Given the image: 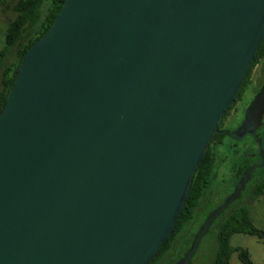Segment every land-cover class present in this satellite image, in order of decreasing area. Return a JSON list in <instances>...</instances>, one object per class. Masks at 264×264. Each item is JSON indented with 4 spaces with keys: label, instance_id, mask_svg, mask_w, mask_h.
<instances>
[{
    "label": "water",
    "instance_id": "water-1",
    "mask_svg": "<svg viewBox=\"0 0 264 264\" xmlns=\"http://www.w3.org/2000/svg\"><path fill=\"white\" fill-rule=\"evenodd\" d=\"M263 35L264 0H63L0 110V264H148ZM247 111L261 161L175 264L264 165Z\"/></svg>",
    "mask_w": 264,
    "mask_h": 264
},
{
    "label": "rangeland",
    "instance_id": "rangeland-1",
    "mask_svg": "<svg viewBox=\"0 0 264 264\" xmlns=\"http://www.w3.org/2000/svg\"><path fill=\"white\" fill-rule=\"evenodd\" d=\"M14 1L0 0V50L5 44L4 39L7 25L15 15V12L12 10ZM2 68L3 64L0 62V75ZM245 76L246 81L238 89L217 124L219 129L232 130L236 122L243 116L246 104L253 90L264 78V57L258 55L257 65L254 64ZM255 134L260 138L261 146L264 147V116L262 117V125ZM208 147L213 153L214 165L211 170L212 177L208 184L206 196L200 201L191 218L181 224L174 234L172 233L166 245L148 264H175L189 249L193 238L199 230L198 228H200L199 225L205 220L208 215L207 213L211 209L216 208L233 191L235 184L240 178L238 174L241 169L245 167L243 169L244 171L247 167L257 165L261 161L257 145L249 135L242 136L239 139H234L230 135L219 136L210 142ZM263 180L264 165L254 167L240 191V198L238 200L235 199L236 201L229 207L231 208L236 205L245 206L250 225L259 230H264V196H261V193L264 192V187L261 188V192L257 195H254L253 190ZM257 197L258 199L256 201L253 200ZM217 220L218 218L215 219V222H211L206 233L200 238L189 264H210L216 246ZM229 246L231 248H237V233L230 236ZM235 255L237 257L235 251L230 253L229 257H231L232 262H237Z\"/></svg>",
    "mask_w": 264,
    "mask_h": 264
},
{
    "label": "trees",
    "instance_id": "trees-1",
    "mask_svg": "<svg viewBox=\"0 0 264 264\" xmlns=\"http://www.w3.org/2000/svg\"><path fill=\"white\" fill-rule=\"evenodd\" d=\"M62 2L63 0L14 1L12 10L15 12V15L7 25L4 39L5 44L0 50V62L3 64L0 75V110L4 105L6 93L17 72L18 63L22 55L24 54L27 47L49 27ZM263 42L264 35L258 44L256 53L252 57L250 65L246 71V75L252 66L257 63L258 55L264 57ZM244 81H246V76L244 77L241 85ZM223 135V131L214 134L210 142ZM213 165L214 156L208 147L191 177L184 203L177 216V219L167 238L162 243L156 254L166 245V242L172 233L174 234L181 224L191 218L200 201L206 196L208 184L212 177L211 170ZM243 169H241V171H243ZM262 187H264V180L253 190L254 195L259 194ZM240 196L241 192L239 193L236 200H238ZM236 200L230 202L215 218H218V229L216 233V246L210 264H228V259L232 251L237 253V258L242 264H252L247 252L244 249L231 248L229 246V238L234 233L254 235L262 243H264V230L256 229L250 225L247 217L246 207L243 205H236L229 208ZM221 203L222 202H220L219 205ZM211 211H209L207 214H209ZM215 219L212 221V223L215 222ZM202 223L203 222L200 223L199 227Z\"/></svg>",
    "mask_w": 264,
    "mask_h": 264
},
{
    "label": "flooded vegetation",
    "instance_id": "flooded-vegetation-1",
    "mask_svg": "<svg viewBox=\"0 0 264 264\" xmlns=\"http://www.w3.org/2000/svg\"><path fill=\"white\" fill-rule=\"evenodd\" d=\"M255 65H257V63H255ZM247 107H248V111L246 113V119H245L244 124L242 125V127L240 129V132L250 130L253 127L257 126V124H258L257 119L260 116L259 126H257L254 130V132L256 133L258 128L262 125V117L264 116V78H263L262 82L253 90V93H252L248 103L246 104L245 110ZM245 110H244V112H245ZM242 118H243V116L240 118V120L238 122H236V124L234 125L232 130H235L239 126V124L242 121ZM232 130L229 131V130L223 129V128L219 129L217 127L216 133L223 131L224 135L229 136L230 132ZM236 135H237V133H236ZM245 135L250 136V134L248 132H245L243 136H245ZM209 144H210V142H209Z\"/></svg>",
    "mask_w": 264,
    "mask_h": 264
},
{
    "label": "crops",
    "instance_id": "crops-1",
    "mask_svg": "<svg viewBox=\"0 0 264 264\" xmlns=\"http://www.w3.org/2000/svg\"><path fill=\"white\" fill-rule=\"evenodd\" d=\"M264 196V192L261 196ZM257 198L253 200H257ZM262 230V229H261ZM245 233H237V248L244 249L252 264H264V243H262L256 236ZM237 262H232L231 257L228 259V264H242L235 255Z\"/></svg>",
    "mask_w": 264,
    "mask_h": 264
}]
</instances>
